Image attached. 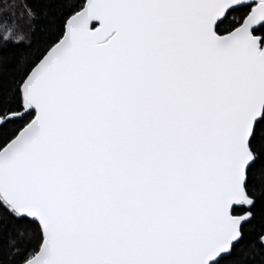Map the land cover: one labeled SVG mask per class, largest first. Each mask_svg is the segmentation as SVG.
<instances>
[{
  "label": "snow or ice",
  "instance_id": "1",
  "mask_svg": "<svg viewBox=\"0 0 264 264\" xmlns=\"http://www.w3.org/2000/svg\"><path fill=\"white\" fill-rule=\"evenodd\" d=\"M0 264H264V0H2Z\"/></svg>",
  "mask_w": 264,
  "mask_h": 264
},
{
  "label": "trees",
  "instance_id": "2",
  "mask_svg": "<svg viewBox=\"0 0 264 264\" xmlns=\"http://www.w3.org/2000/svg\"><path fill=\"white\" fill-rule=\"evenodd\" d=\"M0 2H2V0H0Z\"/></svg>",
  "mask_w": 264,
  "mask_h": 264
}]
</instances>
